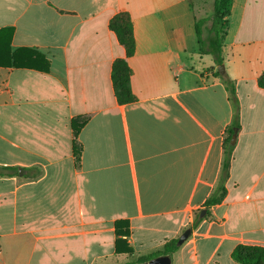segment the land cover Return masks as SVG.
Masks as SVG:
<instances>
[{"label":"crops","instance_id":"0c3cea01","mask_svg":"<svg viewBox=\"0 0 264 264\" xmlns=\"http://www.w3.org/2000/svg\"><path fill=\"white\" fill-rule=\"evenodd\" d=\"M120 12L136 41V100L124 105L111 78L125 57L109 27ZM209 15L202 0H0L12 49L51 61L49 72L0 67V264L134 263L194 224L235 115L213 57L199 53L195 23ZM228 23L223 65L239 119L227 194L173 264H238V245L264 247V0H233ZM119 220L132 256L116 254Z\"/></svg>","mask_w":264,"mask_h":264},{"label":"trees","instance_id":"16d2710c","mask_svg":"<svg viewBox=\"0 0 264 264\" xmlns=\"http://www.w3.org/2000/svg\"><path fill=\"white\" fill-rule=\"evenodd\" d=\"M213 2V13L206 18L197 20L195 23V29L198 38L199 53L211 55L213 57L216 66L215 75L226 85L235 109L234 124L233 127L229 129V135L224 142L225 151L220 179L216 189L205 202V213H202V210L199 211L196 214L194 224L191 227L185 229L177 238L168 241L162 250L147 256L139 257L134 263L127 264L143 263L161 255L173 257V255L191 237L193 230L198 224L211 216L210 210L214 206L220 204L227 194L225 183L229 177L234 150V145H231V138L234 133L233 128L238 127L239 105L234 82L226 73L221 74L218 67L224 64L222 54L229 24L228 17L231 12L233 0H213ZM109 27L116 35L119 44L125 50V57L114 61L111 72L116 99L120 105H124L136 100L131 89L132 70L128 63V59L134 55L136 49L134 26L130 14L128 12H120L110 20ZM13 35L14 30L11 28L0 29V67L28 68L41 72H49L51 61L45 54L29 48L12 49L11 42ZM258 85L260 88L264 89V72L258 78ZM88 120V116H80L74 118L71 122L74 136L72 152L75 159V166L77 168L80 167L82 155V145L78 141V136ZM13 170L17 172L16 168H13ZM3 175H5V173L0 170V176ZM129 227L128 221L119 220L115 222V234L117 237L115 250L117 255L124 254L132 256L134 254L133 248L127 242V238L130 236ZM187 232L190 233L187 238H184ZM232 258L238 264H264V247L238 245L232 253Z\"/></svg>","mask_w":264,"mask_h":264},{"label":"water","instance_id":"95a60500","mask_svg":"<svg viewBox=\"0 0 264 264\" xmlns=\"http://www.w3.org/2000/svg\"><path fill=\"white\" fill-rule=\"evenodd\" d=\"M219 72L223 74L225 72L224 65L219 66L218 68ZM237 128H234V133L232 135L231 139V145H235L236 143V138H237ZM205 213V210L203 211ZM190 232H187L184 236V238H187ZM138 264H173V259L172 257L168 255H161L158 257H155L153 259H150L149 261L143 262V263H138Z\"/></svg>","mask_w":264,"mask_h":264},{"label":"rangeland","instance_id":"374dc122","mask_svg":"<svg viewBox=\"0 0 264 264\" xmlns=\"http://www.w3.org/2000/svg\"><path fill=\"white\" fill-rule=\"evenodd\" d=\"M202 2H203L204 10L207 12L208 15L209 14L211 15L213 13V12H210V11H213L212 10L213 9V3H214L213 0H202ZM133 260H135V259L134 258L133 259L130 258L127 262H132ZM176 264H177V262H176Z\"/></svg>","mask_w":264,"mask_h":264}]
</instances>
